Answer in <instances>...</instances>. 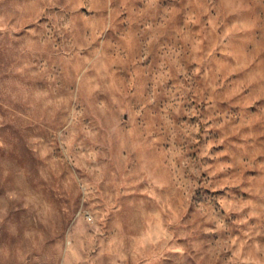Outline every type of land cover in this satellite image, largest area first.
Segmentation results:
<instances>
[{
	"label": "rangeland",
	"instance_id": "obj_1",
	"mask_svg": "<svg viewBox=\"0 0 264 264\" xmlns=\"http://www.w3.org/2000/svg\"><path fill=\"white\" fill-rule=\"evenodd\" d=\"M102 4L0 0V264H264V0Z\"/></svg>",
	"mask_w": 264,
	"mask_h": 264
},
{
	"label": "clouds",
	"instance_id": "obj_2",
	"mask_svg": "<svg viewBox=\"0 0 264 264\" xmlns=\"http://www.w3.org/2000/svg\"><path fill=\"white\" fill-rule=\"evenodd\" d=\"M91 4L93 7L97 6V5H101L102 7H106L107 5L106 4H102V0H90ZM107 3L110 4L111 3V0H107ZM82 6V5H81ZM109 14H111V9H109ZM142 58H146L145 57H142ZM148 83H149V80L148 78L146 77L143 81L139 82L137 85H136V94H142V95H147L148 93ZM155 97V91L153 90L152 91V95L148 97V103H151L152 100L154 99ZM121 103H123L121 101ZM146 107V105H145ZM0 225H2V221H0ZM12 225L9 224V225H3V228L5 231H9L12 229ZM22 231V230H21Z\"/></svg>",
	"mask_w": 264,
	"mask_h": 264
}]
</instances>
